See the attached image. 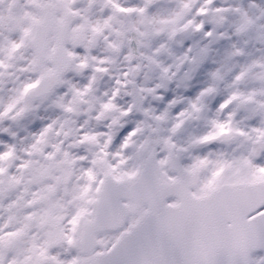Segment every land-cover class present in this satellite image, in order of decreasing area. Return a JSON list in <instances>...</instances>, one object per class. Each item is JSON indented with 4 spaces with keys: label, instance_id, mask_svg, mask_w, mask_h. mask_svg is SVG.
<instances>
[{
    "label": "rangeland",
    "instance_id": "1",
    "mask_svg": "<svg viewBox=\"0 0 264 264\" xmlns=\"http://www.w3.org/2000/svg\"><path fill=\"white\" fill-rule=\"evenodd\" d=\"M37 1L29 0L28 4L30 30L33 20L38 19L34 9ZM42 1H53L62 8L58 0ZM201 2L203 0H171L169 6L160 5L150 26H138L139 32H135L138 40L132 51L140 45V51L146 54L170 53L173 66L189 56L197 60L199 68L193 75L185 73L175 79L170 95L166 96L157 87L164 74L159 63L153 60L155 65L149 71L147 63L141 61L138 66L143 68L144 74L136 80L137 86L132 89L126 82L121 83L124 105H130L132 110L125 117L131 120L119 119L123 113L119 106H106L97 101L93 108V97L100 95L107 99L112 93L113 86L107 87L105 83L115 74L88 72L87 61L78 60V72L73 70L67 74L51 95L30 101L26 95L32 84L42 74L50 72V68L38 66L31 50L28 51L30 64L23 73L16 72L8 55L0 57V67L4 66L0 68V264H42V258L44 264H81L83 227L95 217L102 179L110 173L129 182L152 152L160 153L158 162L172 151L187 154L184 166L200 172L197 194L209 192L218 185L215 143L207 148L195 144L201 136L207 135L202 128L208 122L207 110L211 104L206 100L201 103L194 95L187 96L188 88L213 89L212 71L217 62L224 63L227 73L222 76L223 83H232L236 73L245 71L243 63L248 53L264 54V3L253 0L252 7H247L245 0H237V7H221L220 13H214L216 5L213 4L209 16L219 23H207L204 35L190 43H185L181 37L180 49L170 47V43L164 41L173 32L181 31L189 23L200 22ZM251 8L255 17L254 46L248 52L242 46L244 38L239 31H246L242 30L245 27L251 29L248 23ZM165 9H168L167 15H164ZM229 18L234 20L231 22ZM231 27H238L236 35L231 34ZM232 36L237 39L236 44ZM118 50L115 45V53ZM81 68L84 71H80ZM129 76L130 73L126 75L130 80ZM232 87L222 84L214 89L220 95ZM198 94L196 91L195 95ZM76 96L84 100L80 108ZM202 104L205 110L199 115L196 111ZM101 111L114 112L109 119L101 120ZM182 119L194 128L190 135L175 138L172 133L182 127L178 124ZM102 128L107 132L98 130ZM124 128L130 131L123 136ZM148 129L152 134H148ZM159 171L168 180L175 178L168 167L161 166ZM116 239V234L99 237L102 245H110ZM9 243L13 249L6 251Z\"/></svg>",
    "mask_w": 264,
    "mask_h": 264
},
{
    "label": "flooded vegetation",
    "instance_id": "2",
    "mask_svg": "<svg viewBox=\"0 0 264 264\" xmlns=\"http://www.w3.org/2000/svg\"><path fill=\"white\" fill-rule=\"evenodd\" d=\"M245 1L247 7H252L251 2L253 0ZM49 2L51 1L38 0L34 7L37 3L45 4ZM58 2L62 5V8H59L55 4L58 26H63L67 22L69 12L73 13L74 17L69 36L65 42V47L71 56L70 72L73 70L78 72L79 70L76 69V64H79L78 60H85L87 61L85 66L88 67V72L101 75L115 74L113 78H108L105 83L107 87L110 84L113 86L115 89H112L113 94L110 93L107 99L100 95L93 97V108H95L97 101H100V104L103 105L119 106L122 112H126L127 107L130 105H124L125 100L122 98L121 88L123 86L121 83L126 82L132 89L137 86V79H141L144 74L143 68L138 66L141 61L147 63L149 71H152L155 61L159 63L164 74L174 72L175 66H173V57L170 58V53L157 54L152 51L146 54L140 51V45H138L136 51H132L133 44L137 43L138 40L135 35L136 31L139 32L138 26L141 24L150 26L149 22L152 18L156 19V12L160 5L169 6L171 0H58ZM28 4L29 0H0V57L6 56L7 58L8 55V60L12 61L17 73H23V70L28 68L30 64L28 53L32 49L30 34L34 35L36 24L43 17V14L35 9L38 19L33 20L32 29L30 30L31 20ZM213 4L216 5L214 13H220L222 12L221 7L229 9L237 7V0H203L201 8H199V25L203 30L205 26L208 28L207 23L214 22L213 25L219 23L214 19H210L209 16ZM164 11V15H167L168 9ZM253 11V8H251L248 21L249 26H251L249 30L250 33L252 31V40V24L255 18ZM233 20L229 18V21L232 22ZM262 20L264 24V15ZM231 28V34L236 35L235 29L238 27ZM171 35L164 42L170 43ZM76 36L84 39L83 46L80 48L73 42V37ZM232 37L236 44L237 39L234 36ZM56 44L55 36H51L48 43L49 53L54 51ZM115 45L119 47L117 53L114 51ZM253 46L254 41L247 48L248 52ZM123 47H128V50H121ZM32 52L34 55L33 49ZM80 63L84 64L83 62ZM133 65L136 67L130 70ZM216 65L217 67L213 68L212 71L215 81L213 89L211 87L196 90L188 88L187 96L192 97L194 95L196 100L201 101V103L206 100L211 104L210 110H207L208 115L206 118L208 122H205L204 128H202L207 135L201 137L209 136L215 141V153L218 161L216 175L219 185L264 181V54L253 56L252 53H248L247 59L243 63L245 71L236 73L233 84L223 83L222 81V76L227 74L223 67L224 63L217 62ZM80 71H84V68H81ZM121 71L125 73H120ZM136 72H138V77L135 79ZM129 73L130 80L126 77ZM163 76L159 79V85L157 86L159 92H162L161 81ZM173 81L175 82V80H171V88L168 89L167 93L172 90ZM91 82V86H93V78ZM222 84L233 87L228 92L223 91L218 95V91L214 88ZM196 91L199 92L198 95H195ZM150 94L149 91L148 95ZM192 107L195 108L194 104ZM204 110L202 104L196 112L200 115ZM111 113H101L100 119H109L112 116ZM119 119H126L127 121L132 118L125 117L123 113H120ZM178 124L182 127L172 133L175 138H184L190 135L191 130L194 128L193 125L186 124L184 119L179 121ZM197 129H200V127H197ZM98 130L107 132L103 128ZM122 130L123 136L130 131L128 128ZM146 131H149L148 134H152L149 129ZM257 264H264V258L260 262L258 261Z\"/></svg>",
    "mask_w": 264,
    "mask_h": 264
},
{
    "label": "water",
    "instance_id": "3",
    "mask_svg": "<svg viewBox=\"0 0 264 264\" xmlns=\"http://www.w3.org/2000/svg\"><path fill=\"white\" fill-rule=\"evenodd\" d=\"M45 10V19L37 25L31 42L39 58L49 32L56 27L53 9ZM68 28L67 25L62 28V39L67 36ZM57 68L40 81L32 92L33 98L51 92L64 72ZM148 176L143 174L141 182L130 190L107 180L96 221L86 228L84 254L95 250L96 232L124 226L128 212L121 204L122 199L136 196L139 202L160 207L124 232L111 250L95 254L83 264H252V254L264 250V212L248 219L264 206V183L225 186L198 199L186 195L179 206L161 207L162 201L174 195L176 188L156 187L159 185L154 181L146 182Z\"/></svg>",
    "mask_w": 264,
    "mask_h": 264
}]
</instances>
